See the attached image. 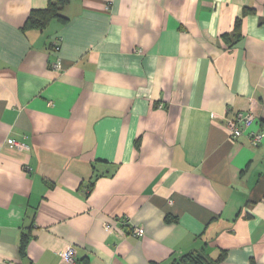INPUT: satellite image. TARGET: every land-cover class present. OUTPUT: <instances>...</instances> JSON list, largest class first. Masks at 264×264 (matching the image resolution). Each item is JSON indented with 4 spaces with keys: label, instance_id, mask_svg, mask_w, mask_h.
Returning a JSON list of instances; mask_svg holds the SVG:
<instances>
[{
    "label": "crops",
    "instance_id": "0c3cea01",
    "mask_svg": "<svg viewBox=\"0 0 264 264\" xmlns=\"http://www.w3.org/2000/svg\"><path fill=\"white\" fill-rule=\"evenodd\" d=\"M49 1L0 0V264H264V0H68L24 31Z\"/></svg>",
    "mask_w": 264,
    "mask_h": 264
},
{
    "label": "trees",
    "instance_id": "16d2710c",
    "mask_svg": "<svg viewBox=\"0 0 264 264\" xmlns=\"http://www.w3.org/2000/svg\"><path fill=\"white\" fill-rule=\"evenodd\" d=\"M67 3L68 0H50L45 9L32 10L23 26V30L43 31L55 20L61 23L66 22V18L62 15V11ZM222 37L229 46H233L240 41L242 38V20L237 19L233 34H225ZM24 251L25 245H23L22 248V252ZM222 258L223 256L217 260H213L201 249L183 254L173 260L171 264H217Z\"/></svg>",
    "mask_w": 264,
    "mask_h": 264
},
{
    "label": "built area",
    "instance_id": "2783aa9c",
    "mask_svg": "<svg viewBox=\"0 0 264 264\" xmlns=\"http://www.w3.org/2000/svg\"><path fill=\"white\" fill-rule=\"evenodd\" d=\"M254 122H255V114L252 111H249L247 113H237L233 119H228V128L230 130L233 139H237L247 134V137L249 138L251 145L254 147L259 146L263 140V133H256V132L247 133V131L251 128ZM8 144L19 149L24 147L19 142L13 139H9ZM105 227L106 229H110L111 225L107 223ZM133 234L137 237H142L144 235V230L142 228L137 227L133 230ZM75 256H76V251L72 246L67 247L61 253V257L67 264H74Z\"/></svg>",
    "mask_w": 264,
    "mask_h": 264
}]
</instances>
